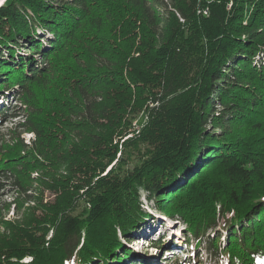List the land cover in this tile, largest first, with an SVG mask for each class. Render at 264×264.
Masks as SVG:
<instances>
[{"label": "trees", "instance_id": "1", "mask_svg": "<svg viewBox=\"0 0 264 264\" xmlns=\"http://www.w3.org/2000/svg\"><path fill=\"white\" fill-rule=\"evenodd\" d=\"M260 54L264 0H5L0 96L25 105L35 138L0 145V179L18 188L0 203V264L119 262L156 221L141 191L185 222L196 264L202 246L264 264Z\"/></svg>", "mask_w": 264, "mask_h": 264}, {"label": "rangeland", "instance_id": "2", "mask_svg": "<svg viewBox=\"0 0 264 264\" xmlns=\"http://www.w3.org/2000/svg\"><path fill=\"white\" fill-rule=\"evenodd\" d=\"M42 40L43 42H46L44 39ZM22 54H26L29 57H32V55H34V58L39 60L38 54L29 51V49L27 48H25L24 51L22 50ZM260 57L264 58V55L260 54L259 58ZM8 93H11L9 95L10 101L8 102V105L5 104V106H10L11 111L7 112L6 114L5 119L7 118V121L3 119L0 125V145L5 142L12 143L17 139L16 138L17 135H20V137L24 138L25 142L30 143L35 138V134L33 132L24 131L22 128H19L18 126V123L25 119L24 118L25 117L24 114L26 113L25 105H22L19 101H16L14 96L13 97L11 96L12 91H10L9 89L3 92V94L6 96ZM141 115L143 116L144 113L142 112ZM139 120L140 117H138L135 120L134 124L139 122ZM209 128L212 129V126L209 125ZM33 175L35 177H38L37 173H34ZM0 183L2 184L0 185L1 188L0 203H5V202L7 203L10 201L13 202V197H15L18 194V188L14 184L13 174L8 173L7 176L0 179ZM32 191H35V189H33ZM54 197H55L54 193L49 189H46L43 193L44 201H52ZM141 200L143 207L149 212V214L152 213V216L154 218L156 217L155 222L159 220V223L157 222L153 224V226L150 229L148 228L146 229V227L144 226V228L141 229L139 232L136 231L135 234H131L128 240L124 239L125 246L129 248L132 252L128 257H122V259H119V262L112 261L111 264H135V263L138 264V262L141 264H151L150 262L152 263L154 262L153 264H156V263H160L161 261H164L161 262L162 264H170V263L192 264L193 260H195L193 256L194 250L196 251V248L194 246L195 241L186 240L187 228L185 222L181 219L174 220L170 218L168 215H166L164 212H161L158 206H156V202L154 200H150L147 198L146 191H141ZM79 203L80 206L82 202L80 201ZM15 215L16 212L14 211V207L12 205V207L8 212L4 211V213L2 214V218L6 219V217H15ZM166 220H167V224L161 226L164 222H166ZM3 226L0 227V230H3L2 229ZM49 232H50L49 237H51L52 235L51 230ZM220 232L223 235V236L221 235L222 236L221 240L223 241L225 239L224 235L226 234V231L224 229H221ZM132 237H136V239H130ZM159 239L162 240L157 241ZM176 239L180 240L179 247L184 249L183 253L185 252L184 254L181 251H178L177 254L175 253L177 255L176 257H179V260H177L175 257H172L170 255L168 256L167 253L164 252V248H163V247H168ZM153 241H157L156 245L159 244L157 245L158 248L155 247L153 248L150 247L149 249L144 248V246L148 245L147 244L148 242H153ZM198 257L202 260L201 264H218L216 260H214L213 258L211 259L209 251L206 250V246H202L201 250H199ZM24 260L30 261L31 257L27 256L24 258ZM225 261L226 260L223 259L224 264Z\"/></svg>", "mask_w": 264, "mask_h": 264}, {"label": "water", "instance_id": "3", "mask_svg": "<svg viewBox=\"0 0 264 264\" xmlns=\"http://www.w3.org/2000/svg\"><path fill=\"white\" fill-rule=\"evenodd\" d=\"M5 0H3L2 2H0V5L4 2ZM14 207V206H13ZM14 211L16 212L17 210H16V208L14 207ZM19 216L20 215H18V213H16V215H15V217H6V219H4V221H13L14 219H18L19 218ZM27 220H28V218H27ZM11 221V222H12ZM27 223H28V221H27ZM29 224V223H28ZM2 225H0V227H1ZM30 226V225H29ZM28 226V227H29ZM8 227V231L11 229V228H9L10 227V224L7 226ZM28 227H23V229L22 230H18V231H16L17 233V235H18V237H15V240H19L17 243L20 245V242H23V240H25V238L26 237H28V235H27V231H26V228H28ZM0 232H2V230H0ZM24 244V243H23ZM14 246H15V244H14ZM13 246V247H14Z\"/></svg>", "mask_w": 264, "mask_h": 264}, {"label": "bare ground", "instance_id": "4", "mask_svg": "<svg viewBox=\"0 0 264 264\" xmlns=\"http://www.w3.org/2000/svg\"><path fill=\"white\" fill-rule=\"evenodd\" d=\"M174 242H175V243H178V242H180V240H179V239H176ZM174 249H175V248H174ZM178 251H180V250L175 251V253L177 254ZM184 253H185V252H184ZM184 253H183V254H184ZM168 255L171 256V251H168ZM175 256H177V255H175Z\"/></svg>", "mask_w": 264, "mask_h": 264}, {"label": "snow or ice", "instance_id": "5", "mask_svg": "<svg viewBox=\"0 0 264 264\" xmlns=\"http://www.w3.org/2000/svg\"><path fill=\"white\" fill-rule=\"evenodd\" d=\"M0 2H2V0H0Z\"/></svg>", "mask_w": 264, "mask_h": 264}]
</instances>
